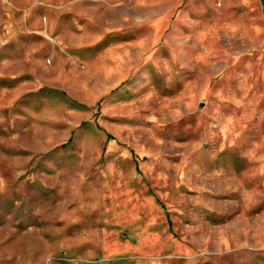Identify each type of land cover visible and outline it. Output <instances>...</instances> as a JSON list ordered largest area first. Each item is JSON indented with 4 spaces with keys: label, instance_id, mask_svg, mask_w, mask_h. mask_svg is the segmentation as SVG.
Wrapping results in <instances>:
<instances>
[{
    "label": "rangeland",
    "instance_id": "obj_1",
    "mask_svg": "<svg viewBox=\"0 0 264 264\" xmlns=\"http://www.w3.org/2000/svg\"><path fill=\"white\" fill-rule=\"evenodd\" d=\"M6 1L0 264H264V0Z\"/></svg>",
    "mask_w": 264,
    "mask_h": 264
},
{
    "label": "crops",
    "instance_id": "obj_2",
    "mask_svg": "<svg viewBox=\"0 0 264 264\" xmlns=\"http://www.w3.org/2000/svg\"><path fill=\"white\" fill-rule=\"evenodd\" d=\"M5 2H2V3H6L7 1L4 0ZM38 2H31V3H27L25 2V4H16V5H13L12 4V11L11 12H8V9L7 11H5L3 14L5 17H9L8 21H9V28H10V36L12 37V40L14 42H17V41H21V40H25L27 39V36L31 33H27V32H30L29 31V26H28V20L29 18L27 16H25L24 19H21L19 18V16H16L18 13L20 12H24L26 14V12L28 11V8H34L38 5H43V2H41L42 4H37ZM2 5V4H0ZM7 5V4H5ZM7 7V6H6ZM8 12V14H6ZM16 14H15V13ZM3 20V19H1ZM6 20V19H5ZM6 22V21H5ZM1 24V22H0ZM6 26H8V23L6 22Z\"/></svg>",
    "mask_w": 264,
    "mask_h": 264
}]
</instances>
